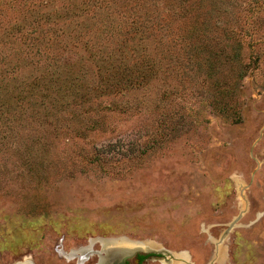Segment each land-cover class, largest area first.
Returning <instances> with one entry per match:
<instances>
[{
	"label": "rangeland",
	"instance_id": "1",
	"mask_svg": "<svg viewBox=\"0 0 264 264\" xmlns=\"http://www.w3.org/2000/svg\"><path fill=\"white\" fill-rule=\"evenodd\" d=\"M105 242L264 264V0H0V264Z\"/></svg>",
	"mask_w": 264,
	"mask_h": 264
},
{
	"label": "flooded vegetation",
	"instance_id": "2",
	"mask_svg": "<svg viewBox=\"0 0 264 264\" xmlns=\"http://www.w3.org/2000/svg\"><path fill=\"white\" fill-rule=\"evenodd\" d=\"M106 245L109 244H103L104 247L101 246L100 248H96V249H94L90 245H85L78 247L76 249H70L68 251L61 250L59 252L62 256H64V254L67 253V255L71 257L69 260H74L73 264H86L87 260H89L91 256H95L96 260H94V262L90 264H147L145 263L147 257L152 255L150 253L146 254L140 252V253H134L131 256H127L121 260H118L117 254H113L111 250L106 247ZM142 255H144V257H142ZM26 264H32V263L27 261Z\"/></svg>",
	"mask_w": 264,
	"mask_h": 264
},
{
	"label": "water",
	"instance_id": "3",
	"mask_svg": "<svg viewBox=\"0 0 264 264\" xmlns=\"http://www.w3.org/2000/svg\"><path fill=\"white\" fill-rule=\"evenodd\" d=\"M120 238H124V239H127L126 237H120ZM104 240H108V239H111V238H103ZM129 240V239H128ZM150 250V248L148 249ZM137 251H139V249L135 248L129 252H112L113 254H117V257H118V260H121L123 259L124 257H127V256H131L133 255L134 253H136ZM144 251H147V250H144Z\"/></svg>",
	"mask_w": 264,
	"mask_h": 264
},
{
	"label": "bare ground",
	"instance_id": "4",
	"mask_svg": "<svg viewBox=\"0 0 264 264\" xmlns=\"http://www.w3.org/2000/svg\"><path fill=\"white\" fill-rule=\"evenodd\" d=\"M112 241V240H111ZM122 242H128L127 240H124V239H122ZM129 243V242H128ZM104 244H109L108 242H105ZM140 244V243H139ZM110 245V244H109ZM109 245L108 246H106L107 248L109 247ZM116 245V244H115ZM131 246V245H130ZM120 247V246H119ZM132 247V246H131ZM132 249H133V247H132ZM129 250V249H128ZM73 251V250H72ZM71 251V252H72ZM123 251H125V250H123ZM113 252H114V250H113Z\"/></svg>",
	"mask_w": 264,
	"mask_h": 264
},
{
	"label": "trees",
	"instance_id": "5",
	"mask_svg": "<svg viewBox=\"0 0 264 264\" xmlns=\"http://www.w3.org/2000/svg\"><path fill=\"white\" fill-rule=\"evenodd\" d=\"M142 257H144V255H142Z\"/></svg>",
	"mask_w": 264,
	"mask_h": 264
}]
</instances>
